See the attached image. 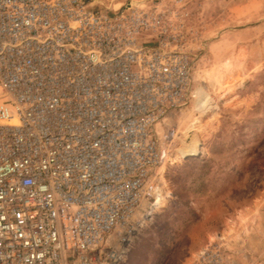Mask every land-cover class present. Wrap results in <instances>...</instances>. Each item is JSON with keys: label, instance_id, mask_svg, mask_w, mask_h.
Returning <instances> with one entry per match:
<instances>
[{"label": "built area", "instance_id": "built-area-1", "mask_svg": "<svg viewBox=\"0 0 264 264\" xmlns=\"http://www.w3.org/2000/svg\"><path fill=\"white\" fill-rule=\"evenodd\" d=\"M190 2L0 0V264L125 263L190 98Z\"/></svg>", "mask_w": 264, "mask_h": 264}, {"label": "rangeland", "instance_id": "rangeland-1", "mask_svg": "<svg viewBox=\"0 0 264 264\" xmlns=\"http://www.w3.org/2000/svg\"><path fill=\"white\" fill-rule=\"evenodd\" d=\"M190 1V98L155 126L163 194L124 264H189L209 243L231 263L264 264V0ZM192 136L199 154L181 157Z\"/></svg>", "mask_w": 264, "mask_h": 264}, {"label": "bare ground", "instance_id": "bare-ground-1", "mask_svg": "<svg viewBox=\"0 0 264 264\" xmlns=\"http://www.w3.org/2000/svg\"><path fill=\"white\" fill-rule=\"evenodd\" d=\"M194 95H195V106L197 108H200V109L205 108L206 107L205 102L207 100V94L204 91H201L200 89H198ZM192 138H193V136H192ZM199 145H200V143L197 139H195V138L190 139V141L187 143V145H185L183 148L179 147L180 148L179 154L181 155V157L199 154V151H198L200 149ZM229 263H231V262H229ZM231 264H234V263H231Z\"/></svg>", "mask_w": 264, "mask_h": 264}]
</instances>
